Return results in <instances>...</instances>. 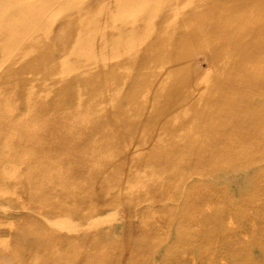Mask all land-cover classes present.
<instances>
[{
    "label": "rangeland",
    "instance_id": "rangeland-1",
    "mask_svg": "<svg viewBox=\"0 0 264 264\" xmlns=\"http://www.w3.org/2000/svg\"><path fill=\"white\" fill-rule=\"evenodd\" d=\"M231 4L0 0V264H264V83L237 89Z\"/></svg>",
    "mask_w": 264,
    "mask_h": 264
},
{
    "label": "bare ground",
    "instance_id": "bare-ground-1",
    "mask_svg": "<svg viewBox=\"0 0 264 264\" xmlns=\"http://www.w3.org/2000/svg\"><path fill=\"white\" fill-rule=\"evenodd\" d=\"M186 1H193V0H186ZM224 1H226L227 3H232V4H231V6H229L227 8L217 9V10H219V12H223L221 23H220L221 30L224 29V30H229L231 32H236V31L238 32L239 27L246 28L245 32H241V34H243V33H245V34L240 39H237L236 41L232 42L234 44V46L239 45L240 47H242V52H237L238 58L236 59V61L238 63L236 64V66H239V67H236L235 69L237 71L243 70V74H244L242 77V83L243 84L238 86L237 89H238V91L244 90V89L249 88V86H252V85H257V87L260 88V84L262 82L264 83V69L260 70L259 72H249V71L245 70V68L248 67L250 64L261 63L262 66H264V46H261V44H259L255 41L256 40L255 39L256 34H258L260 32V30L263 29V26L258 25L257 27H254L253 26V23H254L253 18L248 16V14H247V9H252L253 8L252 4H255L256 6H258V4L260 3V0H224ZM214 11H215V9H212L209 12L213 13ZM253 27H254V29H252ZM250 48H254L255 51L251 52L249 50ZM228 68H232L231 65ZM184 74H186L185 77L181 76V77H183L182 85L186 86V89L188 90L190 87L187 85V82H188V79L191 78V76L188 77V74L185 71H184ZM194 107L196 108L195 102H194ZM204 110L205 109L202 108L200 112L205 113V114L209 113V112L204 111ZM34 135H36V134H34ZM26 138L27 139H34V140H38V139L40 140L41 139V137H38V136H27ZM230 147L236 148L237 145H230ZM8 164H10V163H8ZM8 164H7V166H8ZM11 166L13 167L14 164ZM21 167H22V164H21ZM23 167H25V166H23ZM2 168H5V167H2ZM9 168H10V165H9L8 169ZM19 169H20V167L18 168V170ZM22 172H21V174H22ZM6 174H7V172H6ZM19 179H22V178L20 177V178H18V180ZM1 185L2 184H0V187H2ZM98 201H100L101 203L109 204L112 202V198H101ZM88 223H90V222L88 221ZM88 223H86V224H88ZM85 228H86V226H85ZM89 228L90 227H88V229Z\"/></svg>",
    "mask_w": 264,
    "mask_h": 264
}]
</instances>
